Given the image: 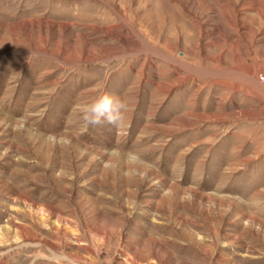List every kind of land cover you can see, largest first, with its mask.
<instances>
[{"label":"rangeland","instance_id":"1","mask_svg":"<svg viewBox=\"0 0 264 264\" xmlns=\"http://www.w3.org/2000/svg\"><path fill=\"white\" fill-rule=\"evenodd\" d=\"M262 77L264 0H0V264H264Z\"/></svg>","mask_w":264,"mask_h":264},{"label":"clouds","instance_id":"2","mask_svg":"<svg viewBox=\"0 0 264 264\" xmlns=\"http://www.w3.org/2000/svg\"><path fill=\"white\" fill-rule=\"evenodd\" d=\"M127 109L126 102L118 96L107 92L95 96L80 109L82 119L94 126L103 122L118 125Z\"/></svg>","mask_w":264,"mask_h":264},{"label":"built area","instance_id":"3","mask_svg":"<svg viewBox=\"0 0 264 264\" xmlns=\"http://www.w3.org/2000/svg\"><path fill=\"white\" fill-rule=\"evenodd\" d=\"M261 81L264 83V77L261 78Z\"/></svg>","mask_w":264,"mask_h":264}]
</instances>
